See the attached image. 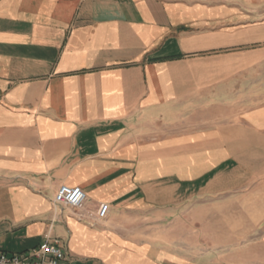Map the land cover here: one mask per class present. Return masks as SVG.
I'll use <instances>...</instances> for the list:
<instances>
[{
    "label": "crops",
    "instance_id": "1",
    "mask_svg": "<svg viewBox=\"0 0 264 264\" xmlns=\"http://www.w3.org/2000/svg\"><path fill=\"white\" fill-rule=\"evenodd\" d=\"M232 169L264 195V0H0V251L50 233L68 264H264V203L226 238L199 205L200 249L177 205Z\"/></svg>",
    "mask_w": 264,
    "mask_h": 264
},
{
    "label": "rangeland",
    "instance_id": "2",
    "mask_svg": "<svg viewBox=\"0 0 264 264\" xmlns=\"http://www.w3.org/2000/svg\"><path fill=\"white\" fill-rule=\"evenodd\" d=\"M242 154V152H241ZM256 162H249L248 160L240 162V170H247L252 166L257 165ZM239 169V168H238ZM229 178H226V185L229 190L220 194H200L194 193L190 199L181 200L177 205H194V224H193V243L194 248L200 249V242L197 239L201 237V226L198 224L200 210L199 205H225L223 216L218 220L216 210H210L209 217V236L216 237L217 235L226 238L229 237L233 228L248 229L246 225L247 218H250L254 212L255 205H263L264 195L257 193H250L249 186L233 189L235 180V170L228 172ZM219 225H218V224Z\"/></svg>",
    "mask_w": 264,
    "mask_h": 264
},
{
    "label": "built area",
    "instance_id": "3",
    "mask_svg": "<svg viewBox=\"0 0 264 264\" xmlns=\"http://www.w3.org/2000/svg\"><path fill=\"white\" fill-rule=\"evenodd\" d=\"M87 200L86 192L82 187L61 185L58 189L53 204L58 207H70L83 210ZM109 213V204L101 203L97 212L79 215L90 224L105 220ZM0 264H68L62 240L53 237L50 233L45 235L44 241L37 247L24 252L15 253L0 251Z\"/></svg>",
    "mask_w": 264,
    "mask_h": 264
}]
</instances>
